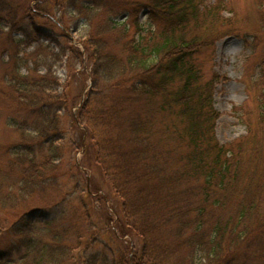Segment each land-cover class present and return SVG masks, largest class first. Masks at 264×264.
Segmentation results:
<instances>
[{"label":"trees","instance_id":"trees-1","mask_svg":"<svg viewBox=\"0 0 264 264\" xmlns=\"http://www.w3.org/2000/svg\"><path fill=\"white\" fill-rule=\"evenodd\" d=\"M33 1L36 6L48 2ZM54 1L61 17L73 21L83 47H76V54L78 59L86 54L92 79L75 115L90 130V143L83 131L80 139L88 164L77 166V176H84L89 189L74 208L87 226L74 229L73 240L65 241L56 223L68 213L62 208L65 199L33 204L34 194L46 197L60 183L55 175L61 157L58 118L52 115L59 111L46 95L59 79L50 66L35 77L22 73L16 58L4 96L15 110L28 109L32 122L15 121L19 135L2 150L0 211L10 210L13 223H20L14 231L26 236L13 248L23 250L20 256L0 264H62L76 250L82 264H92L107 253L86 255L81 244L89 250L88 232L93 242L102 243L97 238L106 231L111 243L116 235L138 241L135 247L127 241L116 248L124 251L116 256L122 264H264V93L256 96V121L246 118V134L224 144L215 133L220 116L215 90L224 75L213 70L211 50L218 37L239 32L237 14L223 16L225 0L211 5L207 0ZM256 2L262 13L264 0ZM0 3L2 21L7 3ZM144 7L149 13L141 20ZM41 12L27 7L19 20H26L27 27L14 17L11 27L36 36L41 30L35 17L48 16ZM47 19L66 29L59 20ZM92 167L98 185L90 181ZM76 189L78 180L69 193ZM111 199L119 206L109 204ZM23 205L28 211L19 214ZM56 208L57 218L47 219ZM26 213L29 217L23 218ZM37 222L42 226L37 228ZM7 223L0 218V227ZM69 230L63 227L64 234ZM34 232L44 233L46 240L30 235Z\"/></svg>","mask_w":264,"mask_h":264},{"label":"rangeland","instance_id":"rangeland-1","mask_svg":"<svg viewBox=\"0 0 264 264\" xmlns=\"http://www.w3.org/2000/svg\"><path fill=\"white\" fill-rule=\"evenodd\" d=\"M0 2L7 3L3 7L4 12H2L5 20L0 21V168L4 169L3 164L5 162V159L2 158L4 154L2 150L9 147V144L19 135L15 125H13L16 124L15 121L19 120L28 124L32 122V118L29 116L31 112L28 109L24 111L15 110V103L4 96L6 94V84L9 81L7 77L14 72V60L19 58L17 63L18 68H20L19 71L29 73L30 76L34 77L46 73L48 66H50L53 74L59 79V84L46 92V95L49 96L48 100L55 103L54 107L59 111H57L58 115L55 112L52 115L54 118H58L56 133L57 144L61 147V157L56 160L58 170L55 175L60 183L56 187H50L46 192V197L36 193L32 196V200L34 206H40L44 205L47 200L56 199L60 201L65 199L62 208L68 210V213H61L56 223L58 231L63 233V239L72 241L77 228L81 225L85 228L87 226L81 214L74 213V208L76 209L79 206L78 196L89 189L84 176L82 174L77 176V166H87L88 164V157H86L88 154L85 148H81L80 139L81 131H83V139L86 137L87 142L90 143L91 140L88 138L90 130L87 131L88 126L82 124L80 117L75 118V115L78 114L77 110L85 101L86 93L92 84V79L89 76V62L86 54L78 59L75 49H77L76 47L80 50L83 49L78 40L79 34L71 26L73 21L61 17V6L54 0H48L43 6H36L37 1L33 0H0ZM214 2L215 0H207L210 5ZM225 4L228 8L222 12L223 16H230L233 11L237 14L240 22L239 34L234 33L218 37L215 40L214 49L211 50L212 55L215 56L214 63H216L213 70L224 75L220 78L215 90V108L220 112L215 125V133L218 141L224 144L246 134V118H250L251 122L256 121L259 109L256 96L258 93H264V81L258 80V78L264 76L262 71L264 63H261L262 56H264V11L260 12L262 4L259 5L256 0H225ZM27 7H32L35 12H38V9L45 11L41 12V15L46 13L47 18L59 20L66 29H57L53 25V21L40 17L34 19L35 26L40 27L41 30L40 34L36 36V33L27 35L24 31L16 30L19 27L12 28L13 17L16 22H19L20 26L27 27L28 22L26 20L19 21L24 17L22 13H25V10L27 11ZM148 13V9L144 7L139 14V18L141 20L146 19ZM26 39L32 40L30 44L26 43ZM20 41L22 43H17ZM50 95H56L57 98L52 99L55 97ZM32 115L34 114L32 113ZM27 128L30 129V126ZM88 172L92 179L90 180L91 183L95 181L98 185L95 168H90ZM75 180H78L79 189L69 193L75 185ZM84 196L86 198L87 194ZM44 201V204H40ZM109 204L119 206V203L114 199H111ZM27 208L23 205L17 212L21 214L25 210L28 211ZM55 210L57 208L53 209L54 212H49L46 218L51 219L55 214L57 218L58 213ZM9 211H0V218H7L8 220L6 226L0 227V263L5 260H15L20 256L19 254L23 250H14L13 248H16L15 244L19 237L26 236L25 232L14 231L17 227L20 228L18 226L20 223H13L14 218H11V211L10 215H6ZM96 211L101 213L97 204ZM27 217H29V213H26L23 218ZM38 218L41 219V217ZM95 222L97 225L102 224L101 215L98 213H95ZM69 224L73 227L71 228ZM40 226H42L41 223L37 222L36 227ZM63 227H69L70 230L64 234ZM37 230L39 229H34V231ZM32 234L34 238L42 239V241L47 238L44 233H30V235ZM109 235L110 232L108 231H106V234L100 233L97 239H102L99 240L102 243H98L93 242L94 240L89 237L88 232V240H92V246H89L90 249L88 250V246L81 244V247H84L81 253L86 251V255H90L95 251L107 253L106 259H94L92 264H122L121 257L116 258V256H118L119 251L123 255L124 251L122 252L121 249L117 250L116 248L118 246L119 248L123 247L127 241L133 242L134 247L135 244H138L133 235H116V238L113 237L115 242L112 243ZM115 258L118 261L113 263ZM62 264H82L78 260V251H74L72 258L67 263L65 260Z\"/></svg>","mask_w":264,"mask_h":264}]
</instances>
